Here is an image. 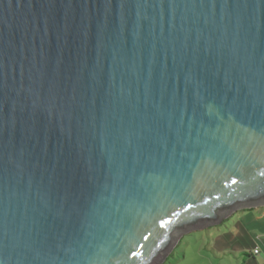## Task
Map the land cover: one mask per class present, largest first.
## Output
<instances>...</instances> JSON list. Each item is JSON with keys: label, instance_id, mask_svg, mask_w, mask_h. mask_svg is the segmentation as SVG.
Here are the masks:
<instances>
[{"label": "water", "instance_id": "1", "mask_svg": "<svg viewBox=\"0 0 264 264\" xmlns=\"http://www.w3.org/2000/svg\"><path fill=\"white\" fill-rule=\"evenodd\" d=\"M264 207V0H0V264H163Z\"/></svg>", "mask_w": 264, "mask_h": 264}, {"label": "crops", "instance_id": "2", "mask_svg": "<svg viewBox=\"0 0 264 264\" xmlns=\"http://www.w3.org/2000/svg\"><path fill=\"white\" fill-rule=\"evenodd\" d=\"M224 223V231H221L222 228L218 229L212 253L219 258L226 253L237 259L241 257L243 264H264V207L237 211L220 225ZM226 223L234 226L229 227ZM238 241L241 244H237ZM256 250H259L258 254L255 253ZM210 263L223 264L221 260Z\"/></svg>", "mask_w": 264, "mask_h": 264}, {"label": "rangeland", "instance_id": "3", "mask_svg": "<svg viewBox=\"0 0 264 264\" xmlns=\"http://www.w3.org/2000/svg\"><path fill=\"white\" fill-rule=\"evenodd\" d=\"M227 226L233 227L234 224L229 223ZM224 227L225 223L184 233L163 264H211L210 261L213 260L217 262L221 260L223 264H243L241 257L237 259L233 255L226 253L219 258L212 253V244L218 237V229L222 228L221 231H224ZM237 244H241V242L238 241Z\"/></svg>", "mask_w": 264, "mask_h": 264}, {"label": "built area", "instance_id": "4", "mask_svg": "<svg viewBox=\"0 0 264 264\" xmlns=\"http://www.w3.org/2000/svg\"><path fill=\"white\" fill-rule=\"evenodd\" d=\"M255 253L258 254L259 253V250H256Z\"/></svg>", "mask_w": 264, "mask_h": 264}]
</instances>
